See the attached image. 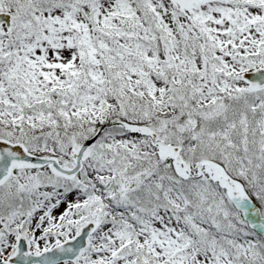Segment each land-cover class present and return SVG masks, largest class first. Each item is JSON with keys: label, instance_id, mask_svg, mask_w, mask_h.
<instances>
[{"label": "snow or ice", "instance_id": "6c2138e0", "mask_svg": "<svg viewBox=\"0 0 264 264\" xmlns=\"http://www.w3.org/2000/svg\"><path fill=\"white\" fill-rule=\"evenodd\" d=\"M0 264H264V0H0Z\"/></svg>", "mask_w": 264, "mask_h": 264}]
</instances>
